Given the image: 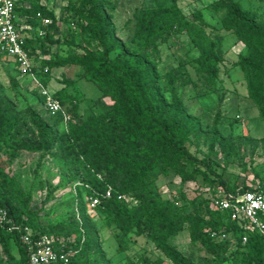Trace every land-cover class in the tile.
<instances>
[{
  "label": "trees",
  "instance_id": "1",
  "mask_svg": "<svg viewBox=\"0 0 264 264\" xmlns=\"http://www.w3.org/2000/svg\"><path fill=\"white\" fill-rule=\"evenodd\" d=\"M16 2L18 26L32 28V31L25 30L28 33L27 50L34 70L45 86L48 87L52 70L69 65L81 66L85 70L83 78L93 82L104 99L112 101V105L104 106L101 114L90 115L83 121L78 114L77 96H71L68 105L64 97L54 92L52 94L72 116L68 132H54L62 116L53 115L55 125L50 128L49 122H43L32 113L31 122L39 138L35 142L20 144L14 143L17 134L13 132L11 118L0 107V162L6 155L19 158V151L46 154L58 147L64 149L63 141L73 147L78 163L74 179L78 211L71 215L69 226L64 223L42 226L38 214L32 209L31 194H26L10 173L3 170H0V207L7 209L17 223L30 227L36 237H50L56 250L70 255L71 264H82L81 259L87 253L102 251V242L97 235L99 230L91 233L102 218L109 220L114 227L121 252L128 250L127 240L135 235L150 240L171 264H189L172 240L190 227L194 231L195 242L208 248L230 241L234 243L236 249L231 253L232 257H224L215 264H264L262 237L249 231L246 223L233 221L229 211L208 207L205 214H186L180 206V199H164L152 193L158 176L170 170L188 180L194 172H187V166L199 172L201 167L211 171L210 176L206 171L201 174L213 188V201L217 198L218 188L234 194L256 188L264 190L261 184L241 188L228 184L221 174L211 170L205 160L191 153L190 132L198 126V122L190 118L176 92V72L179 73V70L165 76V85L157 73L155 60L159 56L160 45L171 36L185 35L199 52L193 62L196 73L208 87L216 85L219 67L224 61L222 37L219 33H208L210 26L202 12L185 16L176 3L157 5L136 14L135 31L122 40L116 35L112 22L117 9L115 1L81 0L79 6L68 8L73 15L68 19L60 18L58 12L43 4L42 0ZM209 9L215 13L224 12L222 28L234 31L249 44V54L237 65L245 71L250 95L259 105L264 119V28L255 24L256 14L246 11L237 1L218 0ZM38 14L53 21L51 26L44 28L46 35L43 38L37 34V28L41 27ZM64 19L76 24L75 29L81 30L88 41L98 47L99 53L91 54L89 58L46 60V45L54 43L53 32ZM0 59L13 63L19 77L29 78L22 76L12 58L0 54ZM41 98L44 103V98ZM110 188L112 196L108 198L106 195ZM95 192L100 204L91 209L90 197ZM119 196H126L127 199L120 200ZM213 232L219 236L213 238ZM222 234L226 235L225 239L221 238ZM0 246L6 256L0 264H29L18 234L0 228ZM13 246L17 247L19 258L13 254ZM144 263L164 264V261L145 259Z\"/></svg>",
  "mask_w": 264,
  "mask_h": 264
},
{
  "label": "rangeland",
  "instance_id": "2",
  "mask_svg": "<svg viewBox=\"0 0 264 264\" xmlns=\"http://www.w3.org/2000/svg\"><path fill=\"white\" fill-rule=\"evenodd\" d=\"M111 1L117 3L112 22L116 35L122 40L129 38L135 31L136 14L157 5L176 3L185 16H191L196 11L202 12L205 22L210 26L208 33H219L222 37L224 61L220 64L216 85L208 87L196 73L193 62L199 52L185 35L171 36L160 45L159 56L155 60L157 73L165 85V76L179 70V73L176 72V92L182 98L190 118L198 122V126L190 132L191 153L205 160L212 171L221 174L232 186H264V119L259 105L250 95L246 73L237 65L247 57L250 46L234 31L222 28L224 12L215 13L209 9L218 0ZM234 1L239 2L246 11L256 14L255 24L264 28V0ZM42 3L58 12L60 18L68 19L73 18L68 8L79 6L81 0H42ZM75 25L65 19L59 23V28L53 32L54 43L46 45V60L89 58L91 54L99 53L98 47L90 43L81 30H76ZM84 74L83 67L77 65L54 69L50 73L47 88L51 93L56 92L64 97L68 105L69 98L77 96L78 114L81 120L86 121L90 115L101 114L104 106H111L112 101L104 99L101 90L83 78ZM166 95L169 96V92ZM0 107L11 118L13 132L17 134L15 144L35 142L39 138L31 122L32 113L54 128V116L46 110L35 84L29 78L19 77L16 67L6 59H0ZM67 113L72 120L71 114ZM71 120L65 122L62 118L54 132H68ZM63 142L64 149L58 147L46 154L19 151V158L6 155L0 162V170L10 173L18 186L26 194H31L32 209L45 227L60 223L69 226L71 215L78 211L75 201L77 185L74 181L78 163L73 147L67 141ZM186 170L194 172L188 180L173 170L159 175L152 188L153 195L169 200L180 199V206L186 214H205L208 207L214 210L213 188L204 181L201 174L206 171L210 176L211 171L205 167H201L200 172L195 171L192 166H187ZM253 180L255 183H252ZM113 228L109 220L102 218L98 221V227L91 229L92 234L99 230L97 235L102 242V251L87 253L81 259L82 264H145V259L151 262L161 259L164 264H171L144 237L131 235L127 240L128 250L119 251ZM193 233L192 228L186 227L172 240L189 264H215L217 260L231 256L236 249L231 241L208 248L195 242ZM13 254L19 258L16 246H13ZM1 259L6 260V256L0 246Z\"/></svg>",
  "mask_w": 264,
  "mask_h": 264
},
{
  "label": "built area",
  "instance_id": "3",
  "mask_svg": "<svg viewBox=\"0 0 264 264\" xmlns=\"http://www.w3.org/2000/svg\"><path fill=\"white\" fill-rule=\"evenodd\" d=\"M16 0H0V54L5 58H12L19 67L22 76L29 77L44 98L46 110L51 115H60L68 122L71 120L66 108L49 91L34 70V63L27 50L28 33L32 31L29 26H18L19 19L16 11ZM41 27L37 28V34L43 38L47 28L52 25L50 18H45L42 14L37 15ZM45 72H48L45 69ZM217 198L214 199V207L219 210L229 211L233 221H240L247 224V229L258 233L264 242V190L256 188L252 191L226 193L223 188L218 191ZM108 198L112 196L111 188L108 190ZM120 200H126V196H119ZM100 204V198L95 192L90 197V208H96ZM0 228H4L11 233L18 234L20 241L24 245L29 264H71L70 255L64 251H58L53 245V241L48 236L36 237L33 230L28 226L17 223L9 214L8 210L0 207ZM213 238L219 235L217 232L211 234ZM226 238L225 234L221 235ZM247 238H244V242Z\"/></svg>",
  "mask_w": 264,
  "mask_h": 264
}]
</instances>
